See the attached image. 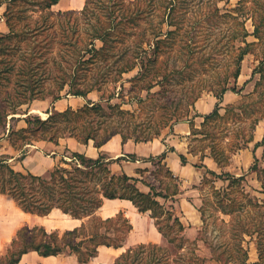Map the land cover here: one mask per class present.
<instances>
[{"label":"trees","instance_id":"16d2710c","mask_svg":"<svg viewBox=\"0 0 264 264\" xmlns=\"http://www.w3.org/2000/svg\"><path fill=\"white\" fill-rule=\"evenodd\" d=\"M59 1L42 0V4H45V6L41 7L38 5L36 7L40 8L39 13H42V19L45 18L43 21H46V25L44 23L38 26L36 22L34 31L41 29L49 31V29L53 28L56 20L62 21L60 26L74 25L75 22H71V17L74 16H85L91 19L94 16L96 18V13L91 10L92 0H86L82 11L71 10L54 14L51 9ZM140 1L119 0L118 4L109 6L110 24L106 25V21L99 20L101 25L93 28L95 34L89 44L75 45L73 50L67 49L65 51V53L69 52L74 54L75 57H79L74 64L70 65V70L75 72L81 66L94 65L92 68H89L91 70L90 73H99L97 74L98 76L103 74L100 80L101 84L118 83L123 79L124 75L139 70L133 80L137 82L149 81L148 90H151L157 84L164 86L163 82L168 79V75L170 74L167 75L166 70H164L165 64L161 61V58L166 54V49H163L162 46L167 39L174 36L177 32L173 30L175 23H173L172 19L175 1H169L166 15H164L162 21L159 23L160 26H150V28L141 27L137 18L133 22H130L134 16L133 12L138 16L144 11H132L131 9L137 6ZM149 1L151 3L154 2V0ZM230 1L226 0V4L230 3ZM245 1L240 0L238 5L241 7ZM39 2L37 0L38 4ZM27 3L28 0H0V8L6 7L4 16L10 30L7 35L0 38V92H5L9 98L17 101L13 102L11 106L14 109L13 112H8L13 115L17 114L15 110L21 106L35 100H45L47 96L45 93L39 92V89H37L38 85L30 77V74L34 72L32 63L38 51L32 48L14 49L18 45L17 39L19 33H22L18 27L20 20L18 15L22 12L26 13L27 9H25V5ZM16 5H21L22 8L15 10ZM156 8L154 3L153 11ZM251 14L250 17L249 15L244 16L245 21L247 22L248 19L253 21L255 29L252 35L259 39V43L261 44V26L264 20H255L254 15L252 14L251 16ZM25 17V15L21 16V18ZM66 18L68 20L64 24V19ZM158 18L160 19V17ZM246 22H242L243 27L244 24L246 25ZM49 23L50 25H48ZM130 24H133L132 34L134 38L129 46L120 47L108 43L109 38L117 33L119 41L124 44ZM75 32L73 31V33ZM23 34L26 35V33ZM67 35L68 32H65L64 38H67ZM250 35L244 28L243 36L246 47L240 51L237 58L236 70L233 76L235 83L240 76L242 62L252 52V44L246 41ZM96 40L102 41L104 46L97 49L95 45ZM22 51H24L23 55ZM87 57L89 58L87 59ZM101 60L107 61V64L100 69L97 63ZM259 67L261 68V80H263V62ZM58 68L66 72L63 66L58 65ZM15 73H18L20 76L16 81H13L12 76ZM255 73L258 72L255 71ZM66 87L71 88L73 96L83 98H87L94 90L100 91L97 84H87L86 86V84L68 82L67 80H64L59 91H64ZM9 89H12L15 96L12 97V92ZM229 90L230 88L225 87L215 95L219 100H222L224 94ZM232 91H235V89H232ZM50 93L52 92H48L49 95H51ZM149 97L150 94L147 100L151 102L155 100V98L149 99ZM199 98L200 96L194 100V103ZM59 99L60 97L55 98V101ZM111 101L112 99L108 101L106 106L101 102H88L78 110L70 108L62 113H54L46 120H42L39 117H29L26 120L27 128L18 131L12 130L9 135L11 144L16 151L21 153L20 160H23L28 152L26 147L41 141L59 144L61 139L74 138L81 144L88 145L90 142H94L97 148H101L114 136L120 135L124 142L132 139L136 143H147L160 136L164 129L182 121V117L184 116L181 113L174 114L170 118H167L166 121H164L165 117H163L159 127L156 128V132L153 134L144 129L140 136L132 137L125 133V130L121 127V125L124 126L123 122L117 121V118L135 116L134 113L123 110L122 105H112ZM144 102L145 100L142 98L137 100V103L140 105ZM3 113H6V108H4ZM3 115L6 116L7 114ZM215 118L223 119L219 113V105L211 115L205 117L202 127L203 131L200 132V130L194 128L192 135L205 134L203 132L207 124ZM34 124L36 125L35 128L33 127ZM19 141L22 143H18ZM210 149L213 157L220 165H223L227 161L228 157L224 158L223 154L218 153L215 147L210 146ZM71 154L72 157L69 160H67V156L65 155L62 162L51 172L49 179L30 173L17 172L12 168L8 160L0 161V194L10 196L24 211L40 216H47L54 209H59L63 213L77 219L91 217L81 227L72 231H54L50 233L43 227H22L7 247L5 254L0 255V264H20L22 257L33 251L38 252L43 257L75 255L78 257L80 263H88L98 255L101 246L116 249L123 247L133 227L122 213L106 220L97 217L95 215L96 212L100 210L106 200H128L141 213L150 212L151 216L155 219L165 214L168 220L166 223L156 221V226L163 235L166 245L142 244L130 247L113 264H206L208 261L225 264L223 256L226 254L229 260L237 259V257H232L235 255H231L233 251L238 252V260H240V263L235 264H247L248 250L243 246V242H246L245 238H242L243 235L250 237L256 233L260 235L264 233L261 230L260 224L253 225V223H250L246 225L241 222L242 219H245L247 216L251 217L255 212H249L244 215L237 214V216L231 218V224L219 218L221 225L225 228L229 227V229H232L234 223V231H238L235 236H238L240 233L242 236L239 238L240 240L237 238L231 243L225 242L224 245L220 243L221 245L213 246L211 243L209 248H211L212 256L210 259H206L199 255L197 241L189 242L184 237L186 227L175 211L171 208V210H165L164 206L158 201V198L166 199L168 198L167 196L158 192L151 184H148L151 192L148 194L143 193L138 187V184L142 182L140 179L129 177L126 174H113L109 168L111 161L107 162L104 156L93 160L83 154L74 152ZM164 158L165 155L162 159ZM182 162L184 164L187 163L186 158L183 156ZM253 169H258V166L255 165ZM262 171L264 173V169ZM244 181V177L231 179L229 185V189H236L240 195V199L231 198L228 193H220L217 196L220 197V200L218 198V205L223 211L240 213L245 211L248 206L258 207L256 200L246 193ZM177 191L176 186L174 193H177ZM226 201H229L231 204H226ZM202 213L205 222L202 230L205 231L208 227V219L205 216V210L202 209ZM261 214L264 213L261 212ZM201 240L207 243L204 239ZM238 241L242 242V244L240 245V242L237 244ZM232 243L233 246L229 247ZM259 247L261 252L264 249V242H260Z\"/></svg>","mask_w":264,"mask_h":264},{"label":"rangeland","instance_id":"374dc122","mask_svg":"<svg viewBox=\"0 0 264 264\" xmlns=\"http://www.w3.org/2000/svg\"><path fill=\"white\" fill-rule=\"evenodd\" d=\"M39 1L38 4L37 0H28V3L25 5V9H27L26 13L22 12L18 15L20 19L18 27L22 33H19L17 39L18 45L14 49L32 48L38 51L32 63L34 72L30 74V77L38 85L37 89H39V92L47 95L45 100L55 101V98L58 97L61 99L72 96L73 93L70 87H66L62 92L59 91L64 80L86 84V86L87 84H97L100 91L94 90L90 95L91 100H88V102H101L106 106L108 101L112 99L110 102L112 105H122L123 110L134 113L135 116H122L119 119L117 118V121L123 122L124 126L121 125V127L128 136L137 137L141 135L144 129L151 134L156 132V128L159 127L163 117H165L164 121H166L167 118H170L174 114L181 113V115H184L182 120L189 118L193 113L194 100L198 96L202 97L207 93L217 94L225 87L230 88V90L235 89L234 92L242 96L240 104L237 106L238 110L236 112L231 111V114L227 115V119L222 117L223 119L215 118L210 121L203 132L205 134H197V137L191 142L195 151H204L211 146L215 147L218 153L223 154L224 158L228 157L229 150L233 147L229 145L234 144L236 146L243 143V140H247L254 134L256 130L255 125L259 120L260 123H264V79H260L261 68L259 67L261 61V63L263 62L264 69V21L261 26L262 43H259L260 40L252 43L254 39L250 38L249 42L255 45L252 47L253 53L247 57V61L245 62L246 66H248L247 68L258 72L257 75L252 82L246 85V88L239 90L233 78L239 53L246 47L243 36L244 28L249 33L253 32V21L248 19L246 22L244 16L249 15L250 17L252 13L255 20H264V0H246L241 7L238 5L240 0H231L230 3L227 2L228 4H226V0H172L175 1V9L172 14L173 23H175L173 30L177 32L174 36L167 39L162 46L163 49H166V54L161 58V61L165 64L164 70H166L167 75H170H168V81L165 80L163 82L164 86L157 84L151 90H148L149 81L137 82L133 80L139 70L124 75L123 79L118 83L106 84L100 83L103 74L98 76L97 74L99 73H90L91 70L89 68H92L94 65L81 66L75 72L70 70V65L74 64L79 57H75L74 54L69 52L65 53V51L67 49L73 50L75 45L89 44L95 34L93 28L101 25L99 20L106 21V25L110 24L109 6L118 4L119 0H92L91 10L96 13V18L94 16H92V19L85 16H74L71 17V22H75L74 25L60 26L62 21L56 20L53 28L49 29V31L43 29L34 31L36 22L38 26L46 22L43 21L45 18H41L42 13H39L40 8H36L38 5L41 7L45 6V4H42V0ZM64 1L61 4L62 9L75 5L74 2L69 4L67 0ZM169 1L154 0L151 3L149 0H141L137 6L131 9L132 11H144L138 16L133 12L134 16L130 22H133L137 18L143 28H150V26L159 27V23L162 21L164 15H166ZM154 3L157 8L153 11ZM76 5L78 6L79 3ZM18 8H22V6L16 5L15 10H19ZM59 8L55 7V9H52V12L57 14ZM3 13L4 9H1L0 17L2 18ZM22 15L26 17L21 18ZM64 20L65 24L68 19ZM3 21H5V18L4 20H0V34L6 28ZM242 22H246L244 27ZM132 25L130 24V28L127 29L129 31H127V39L124 44L119 41L117 33L109 38L108 43L113 46H129L134 38ZM65 32H68L67 38H64ZM23 33H26V35ZM164 39L166 40L165 37ZM95 45L99 49L104 46V43L96 40ZM23 54L24 51H22ZM106 64L107 61L101 60L97 63V66L101 69ZM58 65L63 66L66 72L60 70ZM262 74H264V70ZM19 76L18 73H15L12 76L13 81H16ZM257 83L259 84L258 87H256ZM82 86L84 87V85ZM9 90L12 92V97L15 96L12 89ZM50 91L52 92L50 93L51 95L48 94ZM149 94V99L155 98L153 102L147 100ZM140 98L145 100L141 105L137 103V100ZM13 102L17 101L9 98L5 92H0V147L2 148H7L5 146L8 144V141L11 143L9 135L12 130H21L19 129L20 124H24L21 121L26 120L25 118L27 117L33 118L39 116L36 113L26 115L29 109L28 105L33 103L34 107L38 104L35 101L16 109L17 114H9L14 110L11 108ZM4 108H6V113H3ZM3 114L7 115L4 116ZM33 127L35 128L36 125L34 124ZM166 129L155 139H159ZM201 131L203 130L200 129ZM18 143L22 142L19 141ZM31 146L26 147L28 152ZM65 153L67 160H69L72 157V152L68 149ZM19 156L21 157L20 152ZM1 159L8 160L10 163L9 155H1L0 161ZM104 159L109 162L105 156ZM155 162V167L151 173H143L141 175L143 182L154 185L158 192H161L164 196H169L176 189L178 183L176 179L169 175L166 167L160 164L161 162H158V160ZM46 178L49 179L50 177ZM207 195L205 192L204 197H202L203 201ZM203 201L199 202L201 207L203 206ZM171 206L169 205V208ZM202 208L205 210V216L208 219V227L205 231H201L200 228L193 233H190L189 227L186 233H184V237L189 242L198 240L199 255L210 259L212 251L209 245L211 243L213 246H218L220 243L224 245L225 242L231 243L234 239H239L242 234L240 233L238 236H235L238 231H234V223L232 229L221 225L219 221L221 217L211 204L208 203ZM259 212L255 211L251 217L247 216L241 222L246 225L250 223H253V225L260 224L261 230L264 232V214H261V212H264ZM90 218H86V221L90 220ZM154 220L155 222L158 220L163 223L168 221L165 214L160 215L158 219L154 218ZM228 223L231 224L230 221ZM247 237V235H243L242 238L246 240ZM201 239H204L207 243ZM245 243L243 242L244 248ZM241 244L242 242H240ZM232 246L233 243L229 245V247ZM5 252L2 254H5ZM231 255H234L232 257H237V259L229 260L226 254L223 256L225 264L240 263L238 252L233 251ZM99 261L100 259H96L94 262ZM206 264L217 263L208 261Z\"/></svg>","mask_w":264,"mask_h":264},{"label":"crops","instance_id":"0c3cea01","mask_svg":"<svg viewBox=\"0 0 264 264\" xmlns=\"http://www.w3.org/2000/svg\"><path fill=\"white\" fill-rule=\"evenodd\" d=\"M64 2V0H60L52 9L60 7L58 13L71 10L82 11L86 0H67L69 4L74 2L75 5L62 9L61 4ZM77 3H79L78 6ZM1 9H4V13L3 18L0 17V20H4L6 7L4 6ZM3 22L6 28L4 27L5 29L0 34V38L10 32L6 19ZM254 29L253 26V32H250L251 35L247 38L249 44L259 41L252 35ZM250 38L254 39L252 43L249 42ZM254 45L252 44V46ZM252 53L253 50L250 54ZM250 54L242 62L241 73L236 82L238 90L246 88V85L252 82L257 75L255 70L251 71L245 64ZM259 64H261V61ZM91 94L87 98L72 95L57 101L35 100L38 104L34 107L33 103L28 105L29 109L26 115L36 113L39 118L46 120L54 113H62L70 108L78 110L85 106L88 100H91ZM241 99L242 96L232 90L227 91L222 100H219L214 93H207L194 103L193 113L189 118L166 129L159 139L147 143H136L132 139L124 142L120 135L114 136L101 148H97L94 142L84 145L74 138L61 139L59 144L41 141L32 145L26 157L20 160L19 152L8 141L5 146L7 148L0 147V156L9 155L10 165L15 171L40 177L50 176L51 172L62 162L68 149L93 160L105 156L107 160L111 161L110 170L113 174H126L129 177L140 179L142 182L138 184V187L146 194L151 192V188L143 182L141 175L151 173L155 167V161L158 160L178 183L177 193H174V190L172 194L167 196L168 198H158V201L164 206L165 210L170 209L169 205H172L171 209L175 211L186 227L185 233L189 227L190 233L198 231L200 228L202 231L205 226L202 207L208 203L217 210L221 219L226 222H229L237 214L244 215L255 211L264 212V173L263 169H260L264 168V123H260L259 120L255 125L254 134L247 140H243V143L236 146L234 144L229 145L233 147L229 150L227 161L223 165H220L213 157L210 148L204 151H195L191 143L197 137L192 135L193 129H202L205 117L211 115L218 105L220 116L227 119V115H230L231 111L236 112L238 110L237 106L240 104ZM27 118L25 119L27 120ZM26 120L21 121L24 124H20L19 129L28 127ZM164 155L165 158L162 159ZM182 156L186 158V164L182 162ZM255 165L258 166L256 170L253 169ZM242 177L245 178L246 193L256 200L258 207L248 206L245 211L240 213L223 211L218 205V198L220 200V197L217 196L220 193H228L229 197L240 199L236 189H229V185L231 179ZM205 192L208 194V198L206 197L203 201L202 197H204ZM202 201L203 206L201 207L199 202ZM226 204L231 203L226 201ZM120 213L129 220L133 227L123 247L116 249L101 246L98 256L92 258L88 263H80L75 255L43 257L38 252L33 251L25 254L20 264H113L130 247L142 244L164 245L166 243L151 213H141L131 201L106 200L95 215L106 220L114 218ZM84 222H86V218L77 219L59 209H54L47 216L29 213L24 211L10 196L0 194V255L6 251L16 237L18 230L24 226H30L31 228L43 227L51 233L54 231H72L81 227ZM260 242H264V233L263 235L256 233L247 237L245 243V248L248 250L247 264H264V249L260 252ZM96 259H100V261L94 262Z\"/></svg>","mask_w":264,"mask_h":264}]
</instances>
